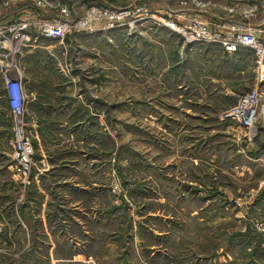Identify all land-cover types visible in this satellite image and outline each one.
<instances>
[{"label": "rangeland", "instance_id": "1", "mask_svg": "<svg viewBox=\"0 0 264 264\" xmlns=\"http://www.w3.org/2000/svg\"><path fill=\"white\" fill-rule=\"evenodd\" d=\"M133 1L0 0V15ZM143 4L264 20V0ZM145 24L19 50L24 118L0 97V264H264V120L252 137L219 119L256 90L262 113L255 58ZM15 122L34 148L29 184L12 168Z\"/></svg>", "mask_w": 264, "mask_h": 264}, {"label": "built area", "instance_id": "2", "mask_svg": "<svg viewBox=\"0 0 264 264\" xmlns=\"http://www.w3.org/2000/svg\"><path fill=\"white\" fill-rule=\"evenodd\" d=\"M44 7L37 2V8ZM76 6H61L51 19L37 21L14 20L0 24V97L4 99L14 119L22 120L25 114L27 96L23 90V75L14 59L19 50L35 37L43 41L63 40L66 35H94L99 31L120 30L132 35L137 27L147 21H154L159 28H165L183 40L184 46L208 44L221 46L227 54L237 49L249 51L260 70L264 68V20L251 24V14L243 21L219 17L215 23L203 22L194 10L182 4L178 11L151 12L143 0L133 1L128 6L91 5L83 15ZM262 96L259 91L242 95L235 107L220 115L222 122H231L248 131L253 137L255 125L260 118ZM12 148L13 171L23 184H29L35 166L34 148L23 122H15Z\"/></svg>", "mask_w": 264, "mask_h": 264}, {"label": "crops", "instance_id": "3", "mask_svg": "<svg viewBox=\"0 0 264 264\" xmlns=\"http://www.w3.org/2000/svg\"><path fill=\"white\" fill-rule=\"evenodd\" d=\"M134 1H138V0H134ZM140 1V0H139ZM153 12H157V11H153ZM201 14H204V13H207V12H202V11H199ZM198 13V12H197ZM193 14L196 15V11L193 12ZM198 18H200V20H202L203 22H208L210 21L208 19V16H210V19L211 17L214 18V21H216L217 16H214V15H208L206 14L205 16H199L197 14ZM41 18H47L43 15V13H41V11H39V9L35 6V4L33 3L31 6H26L22 4V6H18V7H15V8H12L10 12H7L5 15H0V24H6V23H10L16 19H20V20H27V19H30L32 21H37ZM147 24H150V25H155L154 24V21H147L145 25ZM144 26V25H143ZM262 73L263 71L260 70V76H259V80H258V84L260 86H263L264 85V78H262ZM264 108V106H263ZM262 108V113L260 114V118L262 120H264V110Z\"/></svg>", "mask_w": 264, "mask_h": 264}]
</instances>
